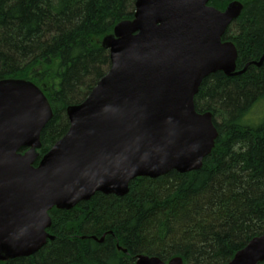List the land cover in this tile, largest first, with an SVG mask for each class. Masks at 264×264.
I'll list each match as a JSON object with an SVG mask.
<instances>
[{
	"label": "trees",
	"instance_id": "16d2710c",
	"mask_svg": "<svg viewBox=\"0 0 264 264\" xmlns=\"http://www.w3.org/2000/svg\"><path fill=\"white\" fill-rule=\"evenodd\" d=\"M135 1L0 0V80L33 82L52 110L40 157L68 131L66 108L82 102L109 69L100 41L132 19ZM232 1L209 5L223 11ZM237 1L243 9L222 40L235 45L241 69L264 55V0ZM257 105L262 119L255 125L249 113ZM194 106L212 113L218 131L199 170L136 178L124 197L96 193L71 210L53 208L47 231L54 239L0 264H135L139 254L224 264L263 234L264 61L236 77L209 75ZM102 236L101 243L91 239Z\"/></svg>",
	"mask_w": 264,
	"mask_h": 264
},
{
	"label": "water",
	"instance_id": "95a60500",
	"mask_svg": "<svg viewBox=\"0 0 264 264\" xmlns=\"http://www.w3.org/2000/svg\"><path fill=\"white\" fill-rule=\"evenodd\" d=\"M210 1L136 0L133 19L101 41L109 70L66 109L68 131L39 160L49 102L29 81L0 80V262L32 256L54 239L46 231L52 208L71 210L96 193L123 197L137 177L202 167L218 136L212 114L194 107L202 81L216 72L239 76L264 60L236 71V48L221 38L243 5L219 11ZM134 261L166 264L143 254ZM263 261L264 233L224 264Z\"/></svg>",
	"mask_w": 264,
	"mask_h": 264
},
{
	"label": "rangeland",
	"instance_id": "374dc122",
	"mask_svg": "<svg viewBox=\"0 0 264 264\" xmlns=\"http://www.w3.org/2000/svg\"><path fill=\"white\" fill-rule=\"evenodd\" d=\"M258 105H260V104H258ZM258 105L255 108H253L251 110V112L249 113L251 115V116H249V118L251 119V122L254 123L255 125H257L260 122V120L262 119V117H260L262 112L260 110H258Z\"/></svg>",
	"mask_w": 264,
	"mask_h": 264
},
{
	"label": "bare ground",
	"instance_id": "6f19581e",
	"mask_svg": "<svg viewBox=\"0 0 264 264\" xmlns=\"http://www.w3.org/2000/svg\"><path fill=\"white\" fill-rule=\"evenodd\" d=\"M121 252H122V253H124V254H126V253H127V252H126V250H123V249L121 250Z\"/></svg>",
	"mask_w": 264,
	"mask_h": 264
}]
</instances>
